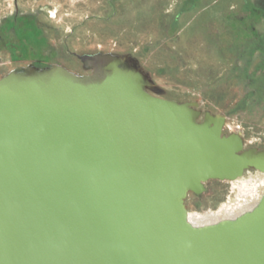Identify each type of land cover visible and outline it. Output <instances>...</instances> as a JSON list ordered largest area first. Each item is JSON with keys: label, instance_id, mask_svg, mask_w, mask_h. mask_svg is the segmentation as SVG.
<instances>
[{"label": "water", "instance_id": "95a60500", "mask_svg": "<svg viewBox=\"0 0 264 264\" xmlns=\"http://www.w3.org/2000/svg\"><path fill=\"white\" fill-rule=\"evenodd\" d=\"M89 75L27 66L0 78V264H264V195L235 221L186 222L208 181L264 173L225 117L145 93L110 54ZM149 82V80H148Z\"/></svg>", "mask_w": 264, "mask_h": 264}, {"label": "rangeland", "instance_id": "374dc122", "mask_svg": "<svg viewBox=\"0 0 264 264\" xmlns=\"http://www.w3.org/2000/svg\"><path fill=\"white\" fill-rule=\"evenodd\" d=\"M254 9H260L254 0H0V23L17 12L25 30L15 42L22 58L35 47L41 57L30 59L85 76L90 70L80 57L117 56L146 76L145 93L196 103L198 123L206 112L223 115V135L237 132L244 150H264V99L256 104L252 98L255 75L264 71V25ZM27 64L12 63L0 52V78ZM245 172L235 180L204 183L199 196L189 193L186 214L218 212L229 183L241 181ZM238 203L227 209L239 215L237 210L250 207L248 201L236 208Z\"/></svg>", "mask_w": 264, "mask_h": 264}, {"label": "flooded vegetation", "instance_id": "af4514ba", "mask_svg": "<svg viewBox=\"0 0 264 264\" xmlns=\"http://www.w3.org/2000/svg\"><path fill=\"white\" fill-rule=\"evenodd\" d=\"M260 5V9L253 10L256 15H262L260 18L262 19L261 22L264 25V0H254V2H257ZM13 16L11 20H4L3 22L0 23V52H7L9 54L10 60L12 63H21L25 62L28 63L26 66H36V67H44L47 65H44L40 63V60L36 59H30L35 57H41V50H36L35 47L31 49V56L29 58H22L21 53L18 50V44L15 43L16 40H14V35H13V25L14 23L18 20V16L16 15ZM15 43V44H14ZM40 55V56H39ZM14 56V57H13ZM258 72V71H257ZM261 73H256L255 78L257 81L258 86L254 88V93H253V102L254 103H260L263 101L264 97H262V92L264 88V82L261 79L263 72L260 71ZM259 78V79H258ZM259 95V96H258Z\"/></svg>", "mask_w": 264, "mask_h": 264}, {"label": "bare ground", "instance_id": "6f19581e", "mask_svg": "<svg viewBox=\"0 0 264 264\" xmlns=\"http://www.w3.org/2000/svg\"><path fill=\"white\" fill-rule=\"evenodd\" d=\"M52 15H54V14H52ZM241 194H242V196L245 195L243 197L248 196V197L252 198L254 196V194H257V193H254V189L248 188V189H242ZM247 202L248 201L246 199H244V201L242 203H247ZM240 203L241 202H239L237 204L236 208H239L238 206H240ZM243 205L244 204H242L240 207H242ZM245 205H247V204H245ZM249 206L250 207H243L239 211L237 210V212H240V213H238L239 215H237L236 212H232V209H227L225 207L224 208L221 207L220 210L216 213H213L210 211V212H205L203 214H196V215L185 214V218H186V222L188 223V225H190L191 227L196 228V229L197 228L213 227V226L219 225L220 223H223V222L235 221L238 218H240L241 216L249 214L250 212H252L255 209L254 207H253L254 209L252 208L253 205L252 206L249 205ZM240 214H241V216H240Z\"/></svg>", "mask_w": 264, "mask_h": 264}, {"label": "built area", "instance_id": "2783aa9c", "mask_svg": "<svg viewBox=\"0 0 264 264\" xmlns=\"http://www.w3.org/2000/svg\"><path fill=\"white\" fill-rule=\"evenodd\" d=\"M260 179L264 181V176H262L259 173V171L257 170L246 171L245 176L241 181L235 182L234 185H231L229 183V195L226 197L225 201L221 204L220 207L233 208L238 201H241L240 199L242 198L241 196L242 189H248V188L255 189L257 191V194L256 196H253L252 199L251 197L248 196H246L245 199L249 201L250 205H254V204L257 205L261 197L264 195V186H259V187L256 186L258 185ZM210 210L211 209H208L201 213L210 212Z\"/></svg>", "mask_w": 264, "mask_h": 264}, {"label": "trees", "instance_id": "16d2710c", "mask_svg": "<svg viewBox=\"0 0 264 264\" xmlns=\"http://www.w3.org/2000/svg\"><path fill=\"white\" fill-rule=\"evenodd\" d=\"M24 34H25V30H23V27L20 25V22L16 21L13 25L14 40L18 41L20 36L22 37Z\"/></svg>", "mask_w": 264, "mask_h": 264}]
</instances>
